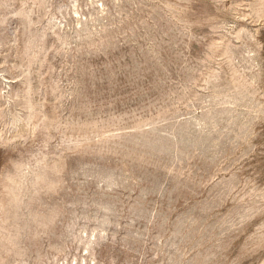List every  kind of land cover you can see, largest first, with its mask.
I'll use <instances>...</instances> for the list:
<instances>
[{
	"label": "rangeland",
	"instance_id": "obj_1",
	"mask_svg": "<svg viewBox=\"0 0 264 264\" xmlns=\"http://www.w3.org/2000/svg\"><path fill=\"white\" fill-rule=\"evenodd\" d=\"M0 264H264V0H0Z\"/></svg>",
	"mask_w": 264,
	"mask_h": 264
}]
</instances>
